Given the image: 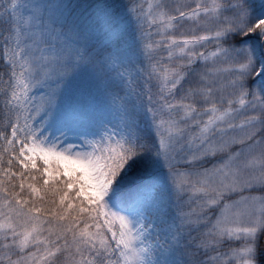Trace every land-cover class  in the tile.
Segmentation results:
<instances>
[{
    "label": "snow or ice",
    "instance_id": "obj_1",
    "mask_svg": "<svg viewBox=\"0 0 264 264\" xmlns=\"http://www.w3.org/2000/svg\"><path fill=\"white\" fill-rule=\"evenodd\" d=\"M0 264H264V0H0Z\"/></svg>",
    "mask_w": 264,
    "mask_h": 264
}]
</instances>
